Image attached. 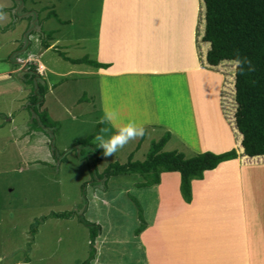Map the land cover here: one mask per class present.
I'll use <instances>...</instances> for the list:
<instances>
[{
  "label": "rangeland",
  "instance_id": "rangeland-1",
  "mask_svg": "<svg viewBox=\"0 0 264 264\" xmlns=\"http://www.w3.org/2000/svg\"><path fill=\"white\" fill-rule=\"evenodd\" d=\"M198 7L202 0H0V72L6 71L0 78V264H81L89 238L76 217L36 223L72 210L101 227L94 264H264L263 162L220 163L195 181L186 204L178 173H164L148 187L128 174L109 178L105 191L102 184L83 189L90 179L86 161L69 152L58 162L50 153V141L62 152L86 138L108 109L119 111L116 121L105 122L109 133L129 120L145 133L103 155L99 173L130 154L144 160L164 132L170 138L163 151L188 157L232 149L227 117L234 115V89L231 101L224 84L220 90L221 76L198 68ZM49 31L43 52L41 36ZM59 53L100 63L99 57L110 58L111 72L119 73L72 65ZM29 65L45 81L41 109L59 124L52 139L24 132L30 87L18 73ZM186 67L185 75L175 71ZM140 69L147 74L120 73Z\"/></svg>",
  "mask_w": 264,
  "mask_h": 264
},
{
  "label": "trees",
  "instance_id": "trees-1",
  "mask_svg": "<svg viewBox=\"0 0 264 264\" xmlns=\"http://www.w3.org/2000/svg\"><path fill=\"white\" fill-rule=\"evenodd\" d=\"M202 4V8L196 9L199 17L195 21L199 59H203L199 67L213 70L221 76L220 90L224 89V84L226 89L224 91L229 92L230 99L233 98L232 88L234 87L235 111L233 117H227L231 122L233 148L220 154L204 152L187 157L176 150L163 151L170 138V133L164 132L158 140L150 142L144 160L132 161V154H130L125 163L113 162L99 173L96 166L103 155L101 149L95 148L92 138L106 123L98 122L92 133L84 139L75 141L65 151L59 152L51 141L49 144L51 156L58 162L64 161L69 152L77 154L79 159L86 161L90 179L82 184L83 189L87 184L92 187L102 184L103 187L99 189L105 191V184L109 178L128 174L140 175L144 182L139 186L148 187L159 184L161 173L175 172L179 175L180 197L184 203L189 204L192 199L191 182L202 180L206 171L215 169L220 163L232 159H237L239 164L243 162L264 163V0H202ZM49 15L54 17L58 23H65L59 20L54 12ZM27 19L31 20V16ZM202 31L200 41L198 37ZM32 32L33 29L26 30V36L31 35ZM45 33L46 37L41 36L40 42L43 49L49 48L48 40L52 38V31ZM27 44H29L28 40ZM207 44L209 48L206 51V63H204L203 56ZM59 56L72 65H87L95 69L108 67V64L89 59L87 56L77 59L66 57L64 53H59ZM237 57L241 61L247 60L248 63L237 64ZM11 64L17 65L15 61ZM249 65H251V70H249ZM18 77L24 85L30 87L25 105L30 116L29 129L48 133L52 139L58 131L59 124L51 119L48 112L41 109L46 92L44 79L36 72V67L33 65L19 72ZM225 98L227 99L226 96ZM138 147L139 143L136 148ZM47 217H76L77 221L87 228L89 238L88 254L81 264H94L95 241L101 235L100 225L86 220L82 213L76 210L51 212L46 217L36 220V223ZM143 228L140 227L137 231ZM31 231L33 232L34 229ZM23 262L27 263V260Z\"/></svg>",
  "mask_w": 264,
  "mask_h": 264
},
{
  "label": "clouds",
  "instance_id": "clouds-1",
  "mask_svg": "<svg viewBox=\"0 0 264 264\" xmlns=\"http://www.w3.org/2000/svg\"><path fill=\"white\" fill-rule=\"evenodd\" d=\"M237 64H247V60L241 61L239 57L236 59ZM251 70V65H249ZM119 117V111L117 109H108L103 112L100 118V123L105 122L112 123ZM145 133V129L139 123L129 120L126 123H122L114 131L109 133L107 127H101L97 133L93 136L95 142V148L102 150V155L105 157L113 156L119 149L123 148L129 141L142 137Z\"/></svg>",
  "mask_w": 264,
  "mask_h": 264
},
{
  "label": "crops",
  "instance_id": "crops-1",
  "mask_svg": "<svg viewBox=\"0 0 264 264\" xmlns=\"http://www.w3.org/2000/svg\"><path fill=\"white\" fill-rule=\"evenodd\" d=\"M203 28H204V13H203ZM202 34H203V31H202ZM98 38V37H97ZM208 48H209V44H207V47L205 48V52H204V56H203V58L205 59V54H206V51L208 50ZM48 49V48H47ZM47 49H43L42 48V51L44 52L45 50H47ZM28 52H26V54H27ZM28 56H30V54L28 55ZM99 57V56H98ZM102 59V60H101ZM99 61H101V63H105V64H108L109 66H108V68H106V69H96V70H99L100 71V73H107V71H108V73H110L111 75L114 73L115 75L117 74L118 75V73H119V71H117V72H111V70H112V66L111 65H113V59H106V58H100L99 57ZM98 62V61H97ZM42 67H44L43 65H41V68ZM198 68H200V70H204L203 68H201V67H198ZM171 69V68H170ZM175 70V69H174ZM8 71V70H7ZM177 73H179V72H181V75H185L188 71H189V69H187V67L185 68V70H184V68L183 69H177V70H175ZM6 72V71H5ZM5 72H0V78L2 77V76H4V73ZM166 72H168V73H170V72H173V70L171 69V70H167ZM120 73L122 74H124V73H129V74H133V75H137V76H143V75H145V74H147V71H146V69H140V70H138V71H131V70H120ZM7 74V73H6ZM11 74V73H10ZM113 74V75H114ZM110 75V76H111ZM109 76V75H108ZM7 77V76H6ZM8 79H11V78H9V77H7ZM13 78V77H12ZM234 84V83H233ZM233 89H234V87H233ZM24 126V125H23ZM29 127V125H26L25 124V128H28ZM165 129H170V128H168V127H166L165 126ZM28 130H29V128H28ZM31 130H29V131H24L25 132V135H28V133L30 132ZM24 132H23V134H24ZM23 134H22V136H23ZM214 170V169H213ZM223 170V169H222ZM212 171V170H211ZM174 173V172H173ZM163 174L164 173H161L160 174V182L159 183H161V176H163ZM195 181H197V180H195ZM195 181H192L191 182V188L193 187V184L195 183ZM164 191H166V190H164Z\"/></svg>",
  "mask_w": 264,
  "mask_h": 264
},
{
  "label": "bare ground",
  "instance_id": "bare-ground-1",
  "mask_svg": "<svg viewBox=\"0 0 264 264\" xmlns=\"http://www.w3.org/2000/svg\"><path fill=\"white\" fill-rule=\"evenodd\" d=\"M205 73V72H204ZM206 79H208V77H206ZM211 84H212V82H210ZM210 83H208V84H210ZM216 87H217V85H216ZM219 170V169H218Z\"/></svg>",
  "mask_w": 264,
  "mask_h": 264
}]
</instances>
